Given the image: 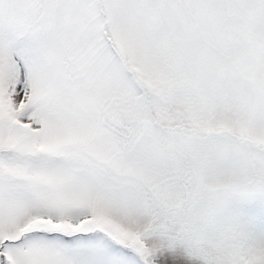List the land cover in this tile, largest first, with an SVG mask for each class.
Masks as SVG:
<instances>
[{"label":"snow or ice","instance_id":"6c2138e0","mask_svg":"<svg viewBox=\"0 0 264 264\" xmlns=\"http://www.w3.org/2000/svg\"><path fill=\"white\" fill-rule=\"evenodd\" d=\"M0 264H264V0H0Z\"/></svg>","mask_w":264,"mask_h":264}]
</instances>
